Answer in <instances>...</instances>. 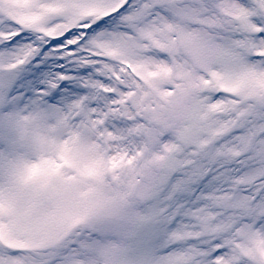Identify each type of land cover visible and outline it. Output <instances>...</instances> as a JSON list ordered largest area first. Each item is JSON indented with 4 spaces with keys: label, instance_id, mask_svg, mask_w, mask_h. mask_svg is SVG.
Listing matches in <instances>:
<instances>
[{
    "label": "snow or ice",
    "instance_id": "6c2138e0",
    "mask_svg": "<svg viewBox=\"0 0 264 264\" xmlns=\"http://www.w3.org/2000/svg\"><path fill=\"white\" fill-rule=\"evenodd\" d=\"M0 264H264V0H0Z\"/></svg>",
    "mask_w": 264,
    "mask_h": 264
}]
</instances>
